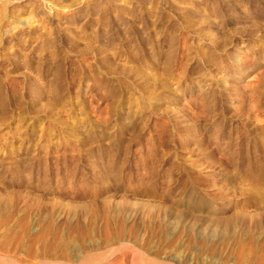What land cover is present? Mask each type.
<instances>
[{
    "label": "rangeland",
    "instance_id": "374dc122",
    "mask_svg": "<svg viewBox=\"0 0 264 264\" xmlns=\"http://www.w3.org/2000/svg\"><path fill=\"white\" fill-rule=\"evenodd\" d=\"M136 263L264 264V0H0V264Z\"/></svg>",
    "mask_w": 264,
    "mask_h": 264
},
{
    "label": "bare ground",
    "instance_id": "6f19581e",
    "mask_svg": "<svg viewBox=\"0 0 264 264\" xmlns=\"http://www.w3.org/2000/svg\"><path fill=\"white\" fill-rule=\"evenodd\" d=\"M136 252H137V251H136ZM138 253H139V252H138ZM138 253H137V254H138ZM134 254H135V251H134ZM138 255L141 257L140 254H138ZM133 256H134V255H133ZM139 256H138V258H139ZM141 258H142V257H141ZM141 258H140V259H141ZM116 259H117V258H116ZM136 259H137V258H136ZM133 260H135V259L133 258ZM139 261H140V260H139ZM135 262H136V261H135ZM145 263H146V262H145ZM136 264H137V263H136ZM177 264H179V263H177Z\"/></svg>",
    "mask_w": 264,
    "mask_h": 264
}]
</instances>
